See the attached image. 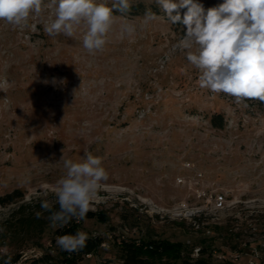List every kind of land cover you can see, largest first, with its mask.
<instances>
[{"label":"rangeland","instance_id":"rangeland-1","mask_svg":"<svg viewBox=\"0 0 264 264\" xmlns=\"http://www.w3.org/2000/svg\"><path fill=\"white\" fill-rule=\"evenodd\" d=\"M155 14L145 22V12L115 13L108 43L95 55L82 47V27L73 37L45 33L51 9L30 15L23 28L0 20V195L19 188L23 201H56L62 156L79 163L90 152L109 175L91 210L108 219L79 222L101 243L78 264H124L117 245L129 238L195 243L196 256L205 235L214 237L212 263L264 264V103L237 104L201 88L199 70L176 47L181 30ZM129 22L135 34L121 37ZM213 113L223 115L222 128L211 125ZM15 206L0 207V219ZM53 229L13 264L23 257L21 264H46L33 260L45 251L56 260Z\"/></svg>","mask_w":264,"mask_h":264},{"label":"clouds","instance_id":"clouds-1","mask_svg":"<svg viewBox=\"0 0 264 264\" xmlns=\"http://www.w3.org/2000/svg\"><path fill=\"white\" fill-rule=\"evenodd\" d=\"M156 4L171 24L182 27L183 38L176 47L199 70L201 88L231 96L237 104L248 100L264 103V0H223L207 10L198 0H156ZM131 8V0H111L110 6L107 0H49L47 4L44 0H0V20L23 28L28 26L30 15L40 16L51 9L54 18L45 23V33L73 37L82 27V47L95 55L108 43L117 20L114 12L124 17ZM181 9H187L183 15ZM155 19L156 14L146 10L145 22ZM136 30L134 23L123 24L121 37H131ZM81 159L77 163L61 158L66 174L55 189L58 210L47 199L41 201L53 228H63L73 219H86L101 183L109 179L102 158L85 152ZM35 215L39 219L42 214ZM4 230L0 228V232ZM88 239L87 233L77 231L58 236L56 244L62 251L74 253L86 247ZM0 259L3 264H12L10 255Z\"/></svg>","mask_w":264,"mask_h":264},{"label":"trees","instance_id":"trees-1","mask_svg":"<svg viewBox=\"0 0 264 264\" xmlns=\"http://www.w3.org/2000/svg\"><path fill=\"white\" fill-rule=\"evenodd\" d=\"M198 2L204 6L205 10L210 8L208 3L201 0H198ZM149 9L153 13L161 12L159 7L155 5H147L141 1H135L132 2L130 15H138ZM186 10L181 9V15ZM174 26L181 30V35L183 36L182 27L180 25ZM210 123L214 127L222 128L225 120L221 113H213L210 116ZM24 198L25 192L19 188L0 195V207L16 204L6 217L0 219V228L5 229L3 232H0V257L5 255L12 256V264L20 261L19 259H21L20 257H22L21 255L26 247H42L44 231L50 225V221L47 219L49 213L41 208L42 200L32 198L28 201H23ZM50 204L54 210H58L59 206L56 201H52ZM37 212L42 214L39 219L35 215ZM91 218H96L101 222H105L108 219L104 212L95 210H90L87 213L86 219ZM79 222L73 219L63 228H54L51 242H56L58 236L75 234L79 231ZM211 227L217 230L220 228V225H211ZM226 227H229V225ZM213 239L214 237H207L206 235L199 239L201 245L198 246L196 256H192L195 243L187 248L184 243L172 242L169 239L147 238L142 239V241H139L137 238L121 239L117 245L118 258L124 264H154L155 259L161 260L162 258H166L168 261L180 258L182 264H215L209 259L214 249ZM100 243V238L90 237L86 241V247L79 252L68 253L58 247L60 251L56 260H53V256L46 251L40 257L33 260L46 264H78L83 256L94 252ZM4 248H7L8 251L4 252L1 250ZM184 250L185 255H183ZM0 264H3L2 259H0Z\"/></svg>","mask_w":264,"mask_h":264},{"label":"built area","instance_id":"built-area-1","mask_svg":"<svg viewBox=\"0 0 264 264\" xmlns=\"http://www.w3.org/2000/svg\"><path fill=\"white\" fill-rule=\"evenodd\" d=\"M218 198H224V196L221 195V194H219V195L216 196L215 199H218ZM197 250H198V248L196 249V252H197ZM37 255H38L37 253H36V254H33L34 257H37ZM86 255H89V254H86ZM30 256H32V255H30ZM27 259H28V257H23V261H25V260H27ZM23 261H21V263H22ZM21 263H20V264H21ZM106 264H110V263H106Z\"/></svg>","mask_w":264,"mask_h":264}]
</instances>
